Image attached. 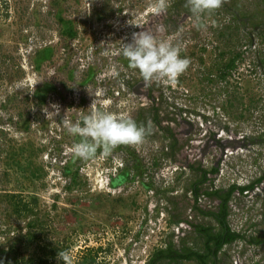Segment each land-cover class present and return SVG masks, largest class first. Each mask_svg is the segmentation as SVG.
Instances as JSON below:
<instances>
[{"label": "rangeland", "instance_id": "1", "mask_svg": "<svg viewBox=\"0 0 264 264\" xmlns=\"http://www.w3.org/2000/svg\"><path fill=\"white\" fill-rule=\"evenodd\" d=\"M156 3L0 0V264H60L59 251L74 264H149L168 247L201 254L199 229H220L208 193L252 183L229 198L226 223L241 238L215 264H264V0H222L199 28L186 0L160 14ZM137 31L170 40L188 69L145 84L121 51ZM93 100L150 133L75 158L80 137L67 125ZM224 133L240 155L226 158ZM178 262L198 264H157Z\"/></svg>", "mask_w": 264, "mask_h": 264}, {"label": "clouds", "instance_id": "2", "mask_svg": "<svg viewBox=\"0 0 264 264\" xmlns=\"http://www.w3.org/2000/svg\"><path fill=\"white\" fill-rule=\"evenodd\" d=\"M221 3L222 0H186V7L199 28L203 26V15L219 8ZM166 7V0H157L153 10L160 14ZM121 51L129 67L139 70L145 84L175 82L191 63L189 58H181L180 48L170 40H158L148 31L133 32L131 41L124 43ZM88 108H91L90 114L78 123L67 125L72 136L80 137L79 142L71 146L75 158L91 159L98 149L107 156L119 145L140 143L150 133V126L139 125L130 116L100 111L95 100ZM58 260L60 264H74L68 251H59Z\"/></svg>", "mask_w": 264, "mask_h": 264}, {"label": "trees", "instance_id": "3", "mask_svg": "<svg viewBox=\"0 0 264 264\" xmlns=\"http://www.w3.org/2000/svg\"><path fill=\"white\" fill-rule=\"evenodd\" d=\"M203 175H205V171H203ZM264 177H261L259 179H257L256 181L259 182L263 179ZM254 183H252L251 185H247V186H243V187H240V186H236V185H232L230 186V188L226 191V193L224 195H217V193L219 191H214V192H210L208 194L210 195H215L219 198H221V205L219 207V212L217 213L218 214V217H220V220H219V224L221 226V232L220 233H217L215 236L213 235H208L207 237V241L205 242L207 244V252L208 254L210 253L211 251V246H209L207 243L208 241L212 240L214 241V243L219 247L222 245V237L223 235L225 234L226 238L225 240L227 242H230L232 240H235L237 238H241V235L239 233H236V232H233L230 230V228L228 227L227 223H226V216H227V203L229 201V198L230 196L232 195V193L234 191H243V190H246L248 188H251L253 186ZM194 191V199L196 200L197 197H198V189L197 187L195 186V188L193 189ZM196 208V207H195ZM216 215V214H214ZM200 231H203V232H207L209 230V228H200L199 229ZM216 251V250H215ZM171 257L172 256V251L170 250V248L168 247L167 250H163V251H159V253H157L154 257L151 258L150 260V263L149 264H154V262L156 260H158L159 258H162V257ZM182 256H186V257H191V256H196L198 259L200 260H204L206 255H202V254H199V253H196V252H189L185 255H182ZM4 262L1 261V264ZM42 264H46L47 261L45 259H43V261L41 262Z\"/></svg>", "mask_w": 264, "mask_h": 264}, {"label": "flooded vegetation", "instance_id": "4", "mask_svg": "<svg viewBox=\"0 0 264 264\" xmlns=\"http://www.w3.org/2000/svg\"><path fill=\"white\" fill-rule=\"evenodd\" d=\"M218 200V206L220 207L221 205V198L217 197ZM219 212V210H218ZM217 212V213H218ZM216 213L214 219L217 221L220 229L217 231V232H211L212 230L209 229L207 232H203L204 235H205V240H204V251L203 253H201L202 255H206L205 259L208 261L209 260V263L210 264H215L216 263V259H217V254L219 253V251L222 249V246L226 243H229L225 240L226 236L225 234L223 235L222 237V245L221 246H217L214 241L210 240L208 241L207 243H209L208 245L211 246V251L210 253L208 254L207 252V244L205 243L207 241V236L208 235H213L215 236L217 233H220L221 232V226L219 224V220H220V217H218V214ZM167 250V248L165 249ZM216 250V251H215ZM188 253V252H187ZM182 255H185V252L181 251V252H173L172 251V257L170 258H167V257H162V258H159L158 260L155 261V263H157L159 260L161 259H175V260H181V261H189V260H194V261H197L198 264H202V261L200 259H198L196 256H191V257H186V256H182ZM151 260V259H150ZM150 263V261H149ZM173 264H182V263H173Z\"/></svg>", "mask_w": 264, "mask_h": 264}, {"label": "bare ground", "instance_id": "5", "mask_svg": "<svg viewBox=\"0 0 264 264\" xmlns=\"http://www.w3.org/2000/svg\"><path fill=\"white\" fill-rule=\"evenodd\" d=\"M164 82V81H163ZM166 83L164 82V85H165ZM178 90V89H177ZM169 91V90H168ZM171 91V90H170ZM172 92V91H171ZM185 93V92H184ZM169 95V94H168ZM169 96H171V95H169ZM174 96V95H173ZM172 96V97H173ZM165 98V97H164ZM175 99V98H174ZM177 99V98H176ZM180 100V99H179ZM167 101V100H166ZM173 101V100H172ZM187 101V100H186ZM183 102V101H182ZM188 103V102H187ZM171 104V103H170ZM174 104L175 103H173V106H174ZM192 104V103H191ZM176 106V105H175ZM184 106V105H183ZM196 106V105H195ZM181 107V106H180ZM203 108V107H202ZM205 108V107H204ZM191 109V108H190ZM192 110V109H191ZM205 110V109H204ZM215 110V109H214ZM195 111H196V109H195ZM208 111V110H207ZM187 113V112H186ZM174 114V113H173ZM189 114V113H188ZM203 114V113H202ZM191 116V115H190ZM200 116V115H199ZM202 116V115H201ZM171 117V116H170ZM203 117V116H202ZM208 117V116H207ZM181 117H179V119H180ZM193 118V117H192ZM187 120V122H191L192 123V119L190 118V119H186ZM185 123V122H184ZM201 123V122H200ZM216 123V122H215ZM248 125V124H247ZM258 125V124H257ZM195 126V125H194ZM186 127V126H185ZM189 127V126H188ZM253 127V126H252ZM187 128V127H186ZM206 128V132H208V131H210V133L212 132V134L215 132V129L214 128H210V127H208V126H204V129ZM256 128V127H255ZM254 130V129H253ZM190 131V130H189ZM217 132V131H216ZM231 132V131H230ZM209 134V133H208ZM256 134V133H255ZM188 136H189V134H187ZM198 135V134H197ZM201 135V134H200ZM224 135H225V137H223L222 135H221V137H223V139H224V141H225V143H227L228 142V144L229 145H231L233 148H231V149H229V150H231V151H228L227 150V152H229L228 153V155L226 156V158H228V156H230V155H240V149H238V148H235V143H238V144H240V141H239V139H238V137H236L235 135H233V134H230L231 136H228L227 134H225L224 133ZM245 135V134H244ZM258 135V134H257ZM186 135H184V137H185ZM208 136V135H207ZM256 136V135H255ZM192 137V136H191ZM200 137H202V135L200 136ZM199 137V138H200ZM247 137V136H246ZM257 137V136H256ZM213 138V137H212ZM215 138V137H214ZM189 139V138H188ZM242 139V138H241ZM195 140V139H194ZM198 140V139H197ZM203 140V139H202ZM213 141V140H212ZM246 142V141H245ZM185 143V142H184ZM183 144V143H182ZM197 144H199V142H196V141H194L193 143H190V145H191V149H189V151L191 152V153H193V155H194V152L195 151H197V150H195V147H196V145ZM208 144H210V143H208ZM221 144V143H220ZM248 144V143H247ZM188 145V144H187ZM213 146V145H212ZM261 146V145H260ZM199 147V146H198ZM202 147V146H201ZM215 147V146H214ZM197 148V147H196ZM260 148V147H259ZM188 149V148H187ZM254 149V148H253ZM184 151V150H183ZM189 151H187V152H189ZM208 151V150H207ZM224 151V150H223ZM263 152V151H262ZM190 153V154H191ZM197 153V152H196ZM195 153V154H196ZM209 153V152H208ZM214 153H215V151H214ZM261 153V152H260ZM257 154V153H256ZM264 154V153H263ZM260 155V154H259ZM186 156V155H185ZM192 156V155H191ZM195 156V155H194ZM217 156L218 157H220V158H223V153L222 152H219L218 154H217ZM246 156V155H245ZM263 156V155H262ZM208 157V156H207ZM231 157V156H230ZM251 157V156H250ZM179 158V157H178ZM190 158H192V157H189V159ZM195 158V157H194ZM214 158V157H213ZM262 158V157H261ZM193 159V158H192ZM227 160V159H226ZM251 160V159H250ZM262 160V159H261ZM163 161V160H162ZM188 161V160H187ZM221 161V160H220ZM242 161V160H241ZM238 163V162H237ZM247 164V163H246ZM250 164V163H249ZM252 165V164H251ZM227 166V165H226ZM234 166V165H233ZM229 167V166H228ZM251 167V166H250ZM238 168V167H237ZM242 168H243V166H242ZM172 169V168H171ZM220 169V168H219ZM225 170V169H224ZM252 170V169H251ZM246 172V171H245ZM250 172V171H249ZM168 173V172H167ZM235 173V172H234ZM161 174V173H160ZM163 174V176L165 177V175H167L166 173H162ZM168 176V175H167ZM162 177V176H161ZM229 178V177H228ZM166 180V179H165ZM224 182H225V180H223ZM171 183V182H170ZM223 183V182H222ZM246 207H248V206H246ZM234 213V212H233ZM250 217V216H249Z\"/></svg>", "mask_w": 264, "mask_h": 264}, {"label": "crops", "instance_id": "6", "mask_svg": "<svg viewBox=\"0 0 264 264\" xmlns=\"http://www.w3.org/2000/svg\"><path fill=\"white\" fill-rule=\"evenodd\" d=\"M170 250H171V249H170ZM171 251H172V250H171ZM187 252L189 253V252H192V251H189V250H188V251L185 252V254H187ZM193 252H195V251H193ZM196 253H197V252H196ZM199 254H200V253H199ZM171 257H172V256H171ZM167 258H170V256H169V257L167 256ZM201 261H202V264H207V260H206V259L201 260ZM154 264H157V263L154 262Z\"/></svg>", "mask_w": 264, "mask_h": 264}]
</instances>
